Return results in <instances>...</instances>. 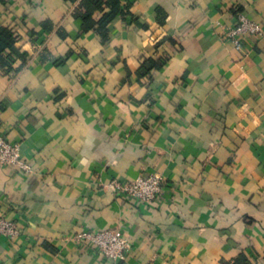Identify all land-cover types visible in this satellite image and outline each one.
Listing matches in <instances>:
<instances>
[{"label":"crops","instance_id":"obj_1","mask_svg":"<svg viewBox=\"0 0 264 264\" xmlns=\"http://www.w3.org/2000/svg\"><path fill=\"white\" fill-rule=\"evenodd\" d=\"M80 0H0L28 53L0 71V136L28 170L0 164V264H264V35L225 34L264 0H121L103 36L82 30ZM102 12L93 16L98 19ZM148 57L161 67L140 76ZM160 172L131 202L108 188ZM118 228L106 258L77 238Z\"/></svg>","mask_w":264,"mask_h":264},{"label":"built area","instance_id":"obj_2","mask_svg":"<svg viewBox=\"0 0 264 264\" xmlns=\"http://www.w3.org/2000/svg\"><path fill=\"white\" fill-rule=\"evenodd\" d=\"M225 34L237 48H240L243 36L259 38L264 35V26L243 12L236 11V21L226 28ZM0 164L18 166L23 170L29 169V165L21 159L19 144L11 143L3 136H0ZM163 184L164 176L156 171L126 181L112 179L108 183V188L113 194H122L128 201L149 202L161 192ZM20 231L14 220L0 214V235L15 239ZM76 237L95 246L106 258H121L132 245L131 240L118 228L83 230L76 233Z\"/></svg>","mask_w":264,"mask_h":264},{"label":"trees","instance_id":"obj_3","mask_svg":"<svg viewBox=\"0 0 264 264\" xmlns=\"http://www.w3.org/2000/svg\"><path fill=\"white\" fill-rule=\"evenodd\" d=\"M129 7L130 3L122 4L121 0H80L74 14L82 19L81 29L83 31L96 29L105 36L108 24L116 15H131L133 17ZM96 11L102 12L98 19L93 16ZM19 38L20 35L15 26L0 23V71L9 73L16 70L15 61L25 59L28 55L17 45ZM163 62L162 58H145L139 67L138 74L140 76L151 75L152 71L161 67Z\"/></svg>","mask_w":264,"mask_h":264}]
</instances>
